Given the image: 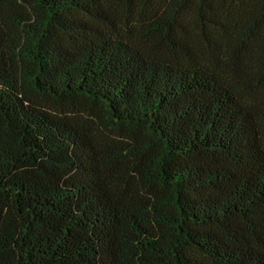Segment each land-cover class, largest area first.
Listing matches in <instances>:
<instances>
[{"label":"trees","instance_id":"1","mask_svg":"<svg viewBox=\"0 0 264 264\" xmlns=\"http://www.w3.org/2000/svg\"><path fill=\"white\" fill-rule=\"evenodd\" d=\"M0 264H264V0H0Z\"/></svg>","mask_w":264,"mask_h":264}]
</instances>
